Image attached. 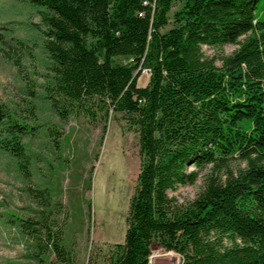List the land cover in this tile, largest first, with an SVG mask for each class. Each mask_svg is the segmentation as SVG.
I'll list each match as a JSON object with an SVG mask.
<instances>
[{"label": "rangeland", "instance_id": "rangeland-1", "mask_svg": "<svg viewBox=\"0 0 264 264\" xmlns=\"http://www.w3.org/2000/svg\"><path fill=\"white\" fill-rule=\"evenodd\" d=\"M181 7L173 4L163 31ZM43 12L31 0H0V105L30 128L22 138L27 174L0 145V264H178L165 244L205 180L246 168L241 156L250 149H257L252 165L264 168V104L252 103L244 86L223 103L163 102L135 114L86 104L60 113L51 106ZM236 49L225 43L200 52L221 68ZM147 81L144 70L137 86ZM201 143L207 147L197 156ZM43 189L40 203L31 194ZM250 214L249 227L212 235V264H264V206H250ZM27 218L32 230L20 225Z\"/></svg>", "mask_w": 264, "mask_h": 264}, {"label": "trees", "instance_id": "trees-1", "mask_svg": "<svg viewBox=\"0 0 264 264\" xmlns=\"http://www.w3.org/2000/svg\"><path fill=\"white\" fill-rule=\"evenodd\" d=\"M31 1L44 9V49L53 74L51 106L60 113V108L77 110L86 104L135 114L163 102L223 103L244 86L252 103L264 104V20L260 19L264 0ZM175 2L182 7L175 12L172 27L163 31ZM5 29L0 26V45ZM228 32L246 37L236 41ZM225 43L237 45L225 66L216 68L202 58V45ZM144 70L147 84L138 87ZM9 118L0 105V145L27 174L22 138L30 128ZM142 143L143 152L151 153ZM206 147L201 143L195 149L200 151L197 156ZM256 151L242 153L247 166L237 173L226 170L221 178L209 176L193 208L178 216L177 234L165 244L178 254V264H212L217 255L212 235L226 228L249 227L250 206H264V168L250 160ZM47 194L43 189L32 190L31 195L44 203ZM19 221L26 230L36 223L28 218Z\"/></svg>", "mask_w": 264, "mask_h": 264}]
</instances>
